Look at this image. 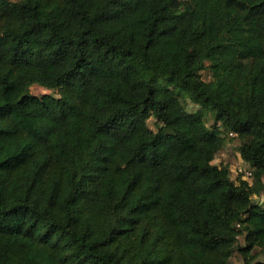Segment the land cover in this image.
<instances>
[{"label":"trees","instance_id":"16d2710c","mask_svg":"<svg viewBox=\"0 0 264 264\" xmlns=\"http://www.w3.org/2000/svg\"><path fill=\"white\" fill-rule=\"evenodd\" d=\"M262 193L264 0H0V264H264Z\"/></svg>","mask_w":264,"mask_h":264},{"label":"rangeland","instance_id":"374dc122","mask_svg":"<svg viewBox=\"0 0 264 264\" xmlns=\"http://www.w3.org/2000/svg\"><path fill=\"white\" fill-rule=\"evenodd\" d=\"M12 1H18V0H12ZM181 2H184V0H181ZM202 77L205 80H209L210 79V72L209 71H204L202 72ZM30 92L33 95L36 96H42L44 94H53L55 96H58L59 94L57 93V91L54 90H48L45 89L43 87H41L40 85H33L30 88ZM183 104L185 105V107L187 108V110L191 113H203L204 114V119L207 123V126L210 128H213L214 125V115L213 112L210 109L204 108L202 105L200 104H196L194 102H192L189 98L183 97L181 98ZM149 127L154 130L157 131L158 129V125L156 123V120L154 118H151L148 122ZM220 133L222 136H226L225 140V145L222 148V150L217 154L216 159L214 160V164L216 165H220V164H227L230 167V176L233 180H237L238 177V168L239 167H247L249 166L248 163H244V161H242L243 159L240 156L239 153V145H240V140L236 137H231L230 135L227 136L228 132L223 131V128L220 127ZM250 181L252 179H249ZM253 199L255 201H257L258 203H260L262 206H264V193H262L260 196H254ZM240 243H243V239H240ZM260 261L264 262V249L263 250H259V258ZM230 264H243V258L239 253H236L233 258L231 259Z\"/></svg>","mask_w":264,"mask_h":264},{"label":"built area","instance_id":"2783aa9c","mask_svg":"<svg viewBox=\"0 0 264 264\" xmlns=\"http://www.w3.org/2000/svg\"><path fill=\"white\" fill-rule=\"evenodd\" d=\"M231 137H233L234 136V134L233 133H230L229 134ZM243 161V160H242ZM244 163H246L245 161H244ZM249 165V164H248ZM253 171H254V169L249 165V166H247V167H239L238 168V172H239V174H238V177H237V180L239 179V178H241L242 180H245V181H247V182H249L250 184H252L253 183V181L251 180H249V179H251V177H252V179H253ZM239 226V225H238Z\"/></svg>","mask_w":264,"mask_h":264}]
</instances>
